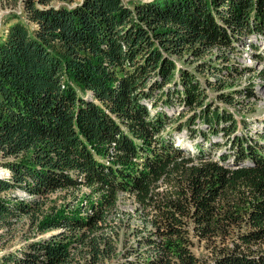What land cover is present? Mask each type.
I'll use <instances>...</instances> for the list:
<instances>
[{"label":"trees","instance_id":"trees-1","mask_svg":"<svg viewBox=\"0 0 264 264\" xmlns=\"http://www.w3.org/2000/svg\"><path fill=\"white\" fill-rule=\"evenodd\" d=\"M16 7L0 35V224L49 235L0 264H264V129L225 107L255 98L230 56L264 39V0H0Z\"/></svg>","mask_w":264,"mask_h":264},{"label":"rangeland","instance_id":"rangeland-1","mask_svg":"<svg viewBox=\"0 0 264 264\" xmlns=\"http://www.w3.org/2000/svg\"><path fill=\"white\" fill-rule=\"evenodd\" d=\"M134 1H150V0H134ZM20 8H5L0 10V35L6 33L7 28V20L6 15L11 12L16 14H20ZM256 55L254 58L250 57V55ZM230 63L233 65H245L246 68L252 69V74L244 77L239 81L238 85L244 87L246 85H251L254 87L255 98H252L248 103H245L244 106L239 108H234L233 106L226 105V109L228 112L233 116V119L239 123H241V118L244 119L247 129H251L253 127H257L261 122L264 123V40H260L259 38H249L242 43H239L235 50L232 52V56H230ZM247 64V65H246ZM200 82L203 83V76H197ZM208 91L209 99H213L214 93L210 90ZM181 106V105H180ZM179 105H174L168 110V115L172 119L171 128L176 124L175 118L178 115V111L180 112L181 108ZM188 112L184 113L187 115ZM185 116V115H184ZM183 121V120H181ZM192 128L201 129L208 131L205 125H203L199 120L192 125ZM239 130L242 129V124L239 126ZM172 133V138L174 141L185 149L186 151L190 152L191 154L196 153V149L193 148L195 143L201 142L202 138L199 135L191 136L188 134L186 129H183L181 133H176L173 130H170ZM209 134V131L207 132ZM211 142L221 143L224 139L220 138V136H212L210 135ZM224 143V141H223ZM217 154L214 153L213 157L216 158ZM2 166H0V179H6L9 174H7V170H2ZM3 171V172H2ZM84 191H87L84 189ZM15 196L19 197L20 199H28L27 196L23 192H15ZM53 197H56L53 196ZM120 209L123 212H127L131 215L130 224L132 227H137L141 225L140 216L135 215V203L131 197L128 195H123L122 202L120 205ZM122 229V227H121ZM123 231V229H122ZM126 234V233H125ZM49 235L48 232L45 234H40L36 231V228H32L29 226L28 219H22L19 222H13L10 226H2L0 224V256L14 251H19L21 247H24L29 242L37 241L43 237H47ZM124 236V231L122 234ZM127 243L132 244L134 242V238L128 235ZM202 250L194 249L196 254L203 253Z\"/></svg>","mask_w":264,"mask_h":264},{"label":"bare ground","instance_id":"bare-ground-1","mask_svg":"<svg viewBox=\"0 0 264 264\" xmlns=\"http://www.w3.org/2000/svg\"><path fill=\"white\" fill-rule=\"evenodd\" d=\"M247 65V64H246ZM169 110L168 109H165V112L168 114L169 112H168ZM261 123H263V122H261ZM264 124V123H263ZM256 127V126H255ZM263 131V129L262 130H259V131H257L256 130V132H254V130H253V128H251V129H248V130H246V133H248V135L250 136V137H253L254 139H255V137H256V133H258V132H262Z\"/></svg>","mask_w":264,"mask_h":264},{"label":"built area","instance_id":"built-area-1","mask_svg":"<svg viewBox=\"0 0 264 264\" xmlns=\"http://www.w3.org/2000/svg\"><path fill=\"white\" fill-rule=\"evenodd\" d=\"M250 38H256V37L252 35V36H250ZM262 129H264V124L263 123L259 124L257 127H253L254 132H256V130L259 131V130H262ZM2 170H4V169H2ZM6 173L9 174L8 171Z\"/></svg>","mask_w":264,"mask_h":264}]
</instances>
